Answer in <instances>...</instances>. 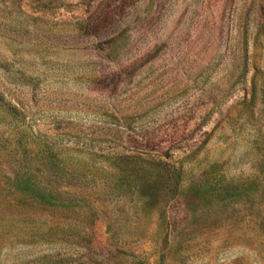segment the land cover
I'll return each mask as SVG.
<instances>
[{"label": "rangeland", "instance_id": "obj_1", "mask_svg": "<svg viewBox=\"0 0 264 264\" xmlns=\"http://www.w3.org/2000/svg\"><path fill=\"white\" fill-rule=\"evenodd\" d=\"M0 264H264V0H0Z\"/></svg>", "mask_w": 264, "mask_h": 264}, {"label": "trees", "instance_id": "obj_2", "mask_svg": "<svg viewBox=\"0 0 264 264\" xmlns=\"http://www.w3.org/2000/svg\"><path fill=\"white\" fill-rule=\"evenodd\" d=\"M44 190L43 189V193H39V196L38 198H36L35 200L37 201V203L39 204H42V205H46L48 207H51V208H55L58 204H57V201L55 200V197L53 196V194L51 193H48V197L49 198H45V193H44Z\"/></svg>", "mask_w": 264, "mask_h": 264}]
</instances>
